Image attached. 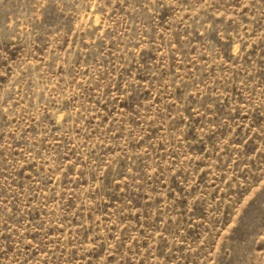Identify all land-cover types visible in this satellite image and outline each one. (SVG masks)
Listing matches in <instances>:
<instances>
[{
  "label": "rangeland",
  "instance_id": "1",
  "mask_svg": "<svg viewBox=\"0 0 264 264\" xmlns=\"http://www.w3.org/2000/svg\"><path fill=\"white\" fill-rule=\"evenodd\" d=\"M0 264H264V0H0Z\"/></svg>",
  "mask_w": 264,
  "mask_h": 264
}]
</instances>
